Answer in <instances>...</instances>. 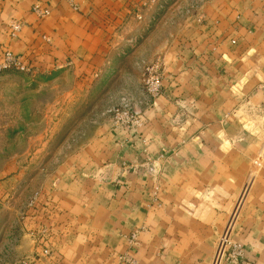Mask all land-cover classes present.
<instances>
[{
	"label": "crops",
	"instance_id": "crops-1",
	"mask_svg": "<svg viewBox=\"0 0 264 264\" xmlns=\"http://www.w3.org/2000/svg\"><path fill=\"white\" fill-rule=\"evenodd\" d=\"M148 1L0 0V63L9 52L35 70L102 78L134 61L165 69L135 131L102 119L34 200L19 201L10 174L0 183V264H210L231 216L240 264H264V157L251 171L264 129V0ZM140 76L127 75L134 93Z\"/></svg>",
	"mask_w": 264,
	"mask_h": 264
},
{
	"label": "rangeland",
	"instance_id": "rangeland-1",
	"mask_svg": "<svg viewBox=\"0 0 264 264\" xmlns=\"http://www.w3.org/2000/svg\"><path fill=\"white\" fill-rule=\"evenodd\" d=\"M135 18L141 20L142 16ZM17 60L23 70L0 68V183L10 174L21 202L30 196L28 193L34 200L35 191H30L38 189L54 171L56 159L59 161L63 154L81 147L85 136L96 130L102 119L109 120L114 128L135 131L141 123L143 108L151 106L161 94L165 74L158 61L136 65L135 61L130 62L114 76L102 78L90 74L88 68L41 71ZM127 75H141L135 93L127 85ZM243 130L255 133V128ZM259 143L251 171L262 165L264 129ZM5 195L6 192L0 195V232H7L8 226ZM231 226L232 216L216 241L210 264H236L228 256L230 250L225 254L220 250L227 240L233 243ZM135 238V233L128 237L129 246ZM6 243L0 235V261L8 255ZM121 262L137 264L128 255Z\"/></svg>",
	"mask_w": 264,
	"mask_h": 264
},
{
	"label": "built area",
	"instance_id": "built-area-1",
	"mask_svg": "<svg viewBox=\"0 0 264 264\" xmlns=\"http://www.w3.org/2000/svg\"><path fill=\"white\" fill-rule=\"evenodd\" d=\"M35 11L38 13L40 17H43L47 14V10H39L38 8H35ZM11 28L13 30L17 29V25L14 23L11 25ZM1 67H13L19 70H23L24 67L20 65V62L15 59L9 52H4L2 63H0ZM221 252L224 254L226 251L230 250L228 253V256L230 260L233 263L240 264L241 259L243 258V250L240 248V246L236 243H230L228 240L221 244ZM46 253V252H45ZM19 264H32V262L29 259L22 260Z\"/></svg>",
	"mask_w": 264,
	"mask_h": 264
}]
</instances>
